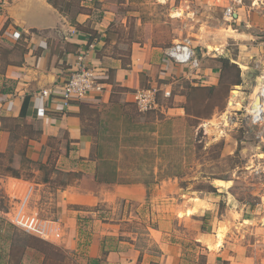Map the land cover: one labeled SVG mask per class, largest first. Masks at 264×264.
I'll return each mask as SVG.
<instances>
[{
  "label": "rangeland",
  "instance_id": "374dc122",
  "mask_svg": "<svg viewBox=\"0 0 264 264\" xmlns=\"http://www.w3.org/2000/svg\"><path fill=\"white\" fill-rule=\"evenodd\" d=\"M101 1L105 7L99 14L105 15V10L110 17L108 42L118 40L122 43L119 50L124 54L125 61L130 58L132 42L143 41L150 30L155 44L171 45L188 38L209 45L211 21L214 22L213 26L216 23L220 27L225 20L221 13L211 12L207 4L199 0ZM175 7H180V11H176ZM174 13L175 16H182L172 18ZM19 42H9L4 38L0 41V70L7 61H19L26 43ZM195 45L198 44L195 42ZM114 51H118L117 45L111 46L110 52ZM244 64L253 69L243 76L242 67L230 66L227 62L225 66L221 62L220 81L211 90H193L189 85L185 87L189 112L201 118L186 115L182 119L167 120L162 129L153 135L162 142L159 150L156 140L147 137L142 139L144 145L151 146L147 153L141 150L136 154L121 155V159H126V165H130L123 171L126 177L155 180L150 186L144 184L147 188L144 201L122 200L117 204L116 211L109 214L111 219L119 220L125 232L138 237L139 246L153 249V245L148 246L149 227L162 223L170 236L178 240L185 264H205L206 246L199 239L203 233L214 238L218 232L222 234V247L227 248L226 255L238 256L246 252L255 263H264V108L260 119L250 112L253 94L261 82L264 83V65L255 68L253 63ZM233 90L241 92L238 98L240 102L237 101L239 104L230 109ZM163 97V92L158 90V99L162 100ZM138 111L140 114L155 111L153 114H156L157 110ZM226 112H229L227 119L224 118ZM94 114L106 117V109L87 113L88 118L91 117L90 122H83L95 142L99 136L95 122L97 116ZM152 116L146 115V120H151ZM7 124L18 126L17 130L21 129L33 138L36 135L34 125L26 120L22 124L17 121H7ZM150 124L153 125L152 122ZM112 129L104 132L98 140L104 152L110 155L113 153V142L109 140ZM140 133L151 135L147 131ZM23 143L11 138L9 148L0 154V257L3 263L91 264L87 242L88 233L92 231L89 225L93 223L80 221L79 237L83 244L76 249L68 247L66 232L57 225L47 223L48 230L43 235H36L27 233L17 224L16 214L23 202L22 213L44 220L46 216L56 217L57 186L73 182L76 177L55 168L59 151L56 149L45 164L25 160L21 163V179L31 184L7 179L6 168L14 166L15 160L24 159L22 153L27 148ZM46 177L47 185L42 186L35 196L36 188L38 190L40 187L34 183L42 182ZM30 186H33L31 195ZM200 192L210 197L209 205L190 216L191 207L185 209L181 203L200 196ZM25 235L45 243L29 247L17 260L12 247L17 243L24 244L20 236Z\"/></svg>",
  "mask_w": 264,
  "mask_h": 264
},
{
  "label": "crops",
  "instance_id": "0c3cea01",
  "mask_svg": "<svg viewBox=\"0 0 264 264\" xmlns=\"http://www.w3.org/2000/svg\"><path fill=\"white\" fill-rule=\"evenodd\" d=\"M199 1L207 4L211 12L221 13L225 20L220 27L216 23L213 26L211 21L209 45L189 39L192 45L194 42L193 47L201 60L200 68L194 69L174 62L166 53L173 44H155L152 30L146 32L143 41L132 42L130 58L125 61L119 50L122 43L118 40L108 42L110 17L105 10V15L99 14L105 7L101 0H0V41L4 38L18 44L19 40L26 42L19 61H7L0 70V116L18 118L25 96L31 95L28 114L17 123L22 124L26 120L37 130L33 138L21 129L17 130L18 126L11 127L7 121L4 127L0 118V153L9 148L10 140L15 136L18 137L16 141L24 142L27 148L25 158L34 163H47L51 154L59 149L55 168L77 172V175L73 182L57 186V216H46L41 220L63 229L65 242L71 249L83 244L79 237L80 221L93 223L89 225L92 231L88 233L87 255L91 260H98V264L185 263L178 240L170 236L165 224L149 227L148 246H154L150 250L139 246L138 237L125 232L119 220L109 216L122 200L144 201L147 188L141 183H95L99 160L93 156V136L83 126L84 121L90 122L91 117L88 118L87 113H96L111 104L118 87L124 88L118 92L119 100L134 103L136 108L133 100L136 89L170 91V97L159 99L160 107L156 114L151 113V122L156 130L154 135L167 120L190 116L186 111L188 96L184 92L185 87L217 86L223 69L221 62L245 67L243 76L253 69L244 63H253L255 68L264 65V0H245L242 5H236L233 19L225 17V8L230 6V0ZM180 9L175 7L176 11ZM181 16L172 14V18ZM112 45L118 46L117 52H110ZM80 53L105 81V92L89 94L80 103L68 107L60 98L40 99L42 89L61 85L70 76ZM99 117H96V126ZM22 160H15L14 167L20 168ZM7 179L24 181L11 176ZM34 184L40 187L36 188L35 196L42 186L47 185L43 181ZM29 191L31 195L33 186ZM202 194L200 192V196L181 203L185 209L191 207L190 216L208 207L210 197ZM219 234L212 238L210 234L203 233L199 239L206 246L205 264H258L246 252L238 256L226 255L227 248L222 247L224 242Z\"/></svg>",
  "mask_w": 264,
  "mask_h": 264
},
{
  "label": "trees",
  "instance_id": "16d2710c",
  "mask_svg": "<svg viewBox=\"0 0 264 264\" xmlns=\"http://www.w3.org/2000/svg\"><path fill=\"white\" fill-rule=\"evenodd\" d=\"M226 66V61H224ZM214 87H203V86H192L193 90L196 89H213ZM124 88L118 87L117 90H115L117 95L113 98L111 101V104H109L106 109V117H99L98 121V136L97 139H101L103 137V133L110 130L111 127H113L111 131V135L109 136V140L113 142V153L107 154L103 150V145L100 143V141H96L93 146V156L96 157L99 160V167L96 173V184L104 183V184H134V183H142L146 186H150L153 181L155 180L150 179H143V178H130L126 177L123 174L124 169L130 168V165H126L125 160L121 159V155L125 153H139L141 150L144 153H147L149 151V148H151L150 145L143 144V140L145 138H154L156 140V143L158 145L157 150H159V147L161 145V141L157 140L156 137H153V133L156 131L155 127L150 124L151 120H146V115H150V112L146 115L140 114L138 109H136L134 103L131 102H121L119 100L118 92L123 91ZM31 102V95H26L22 107L20 116L18 118L9 119L7 117L0 116L1 121L3 122V126L6 127L5 121L14 120H24V118L28 114V109ZM187 114L194 115L196 118H201L198 114H192L189 112L188 108H186ZM144 118V121L142 119ZM12 127V126H11ZM147 131L151 135H141L140 132ZM152 136V137H151ZM18 137L15 136L14 140H17ZM141 141V142H140ZM2 154V153H0ZM22 156L24 159L22 162L27 161L28 163H34V161L25 158V153H22ZM12 162V158L10 160ZM42 169V167H40ZM6 170L8 171L6 175L15 177V178H22V174L19 172V168H15L12 165H9ZM73 175H77L75 172H70ZM154 178V177H152ZM48 178L43 182H47ZM20 238H23L24 244L17 245L15 244L12 247V252H15V256L17 260L21 257V255L25 252L26 249L29 247H34L41 245L45 242L32 237L31 235H25L20 236ZM47 243V242H46ZM48 244V243H47ZM0 264L3 263V259L0 257ZM91 264H98V260H91Z\"/></svg>",
  "mask_w": 264,
  "mask_h": 264
},
{
  "label": "built area",
  "instance_id": "2783aa9c",
  "mask_svg": "<svg viewBox=\"0 0 264 264\" xmlns=\"http://www.w3.org/2000/svg\"><path fill=\"white\" fill-rule=\"evenodd\" d=\"M92 1V0H88ZM245 0H230V6L225 8V17L234 18V7L242 5ZM167 55L176 63L189 65L194 69L201 66V60L189 39L180 41L168 47ZM75 69L72 71L61 85L42 89L39 92L40 99L45 97L60 98L62 104L68 107L73 103H80L89 94H102L107 85L101 80L99 72L93 67L82 53L76 56L74 62ZM165 97H170V91H164ZM133 100L141 112L157 110L160 107L158 99V89L138 88L133 92ZM44 104H42L43 106ZM26 200V199H25ZM24 205V202H23ZM23 205L16 214V222L27 233L43 235L48 230L46 223L36 215L22 213ZM47 233V232H46ZM264 264V263H263Z\"/></svg>",
  "mask_w": 264,
  "mask_h": 264
},
{
  "label": "bare ground",
  "instance_id": "6f19581e",
  "mask_svg": "<svg viewBox=\"0 0 264 264\" xmlns=\"http://www.w3.org/2000/svg\"><path fill=\"white\" fill-rule=\"evenodd\" d=\"M240 91L238 90H233L232 91V94H231V98H230V103H229V106H230V109H234L236 107V105H238L240 102L238 100V98L240 97ZM257 96H261V101H258L257 100ZM253 98H254V101L252 103V110L250 111L251 114L254 115V117L256 119H260V115L262 113V109L264 108V83L261 84L258 86L256 92L253 94ZM245 100V99H244ZM252 102V101H251ZM229 112H226L225 115H224V118L227 119V115H228ZM223 118V117H222ZM225 119V120H226ZM216 183V182H215ZM223 183V182H222ZM231 183V182H230ZM217 184V183H216ZM221 184V183H220ZM219 237H222V234H219Z\"/></svg>",
  "mask_w": 264,
  "mask_h": 264
},
{
  "label": "water",
  "instance_id": "95a60500",
  "mask_svg": "<svg viewBox=\"0 0 264 264\" xmlns=\"http://www.w3.org/2000/svg\"><path fill=\"white\" fill-rule=\"evenodd\" d=\"M197 56L200 57L199 53H197ZM240 67H242L243 69L245 68V67H243V66H240ZM257 100H258V101H261V96H257Z\"/></svg>",
  "mask_w": 264,
  "mask_h": 264
}]
</instances>
